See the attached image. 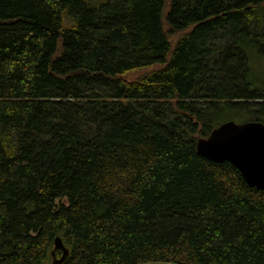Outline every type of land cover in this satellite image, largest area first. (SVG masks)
<instances>
[{"label":"trees","instance_id":"16d2710c","mask_svg":"<svg viewBox=\"0 0 264 264\" xmlns=\"http://www.w3.org/2000/svg\"><path fill=\"white\" fill-rule=\"evenodd\" d=\"M248 48L264 0H0V264H264V190L194 147L264 122Z\"/></svg>","mask_w":264,"mask_h":264},{"label":"water","instance_id":"95a60500","mask_svg":"<svg viewBox=\"0 0 264 264\" xmlns=\"http://www.w3.org/2000/svg\"><path fill=\"white\" fill-rule=\"evenodd\" d=\"M194 147L196 153L207 160L231 163L248 186L264 190V122L225 120L212 128L207 136L197 137ZM57 250L60 252L58 257L55 254ZM51 254V264H60L67 257L68 248L61 237H54ZM139 264L178 263L147 261Z\"/></svg>","mask_w":264,"mask_h":264},{"label":"rangeland","instance_id":"374dc122","mask_svg":"<svg viewBox=\"0 0 264 264\" xmlns=\"http://www.w3.org/2000/svg\"><path fill=\"white\" fill-rule=\"evenodd\" d=\"M85 1H87L92 6H98L100 3H103L106 0H85ZM247 50H248L247 54H248L249 66L253 77L258 79L259 81L264 82V57L258 55L253 48H248ZM238 117H240V119L234 116L233 119H229V120H234L236 122L245 121L242 119V116H238Z\"/></svg>","mask_w":264,"mask_h":264}]
</instances>
